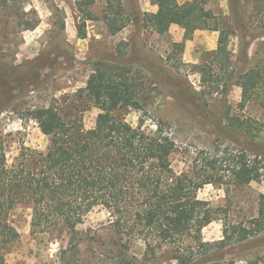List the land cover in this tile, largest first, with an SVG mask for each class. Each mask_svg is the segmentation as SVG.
<instances>
[{
  "label": "trees",
  "instance_id": "16d2710c",
  "mask_svg": "<svg viewBox=\"0 0 264 264\" xmlns=\"http://www.w3.org/2000/svg\"><path fill=\"white\" fill-rule=\"evenodd\" d=\"M12 1H0V36L3 11L11 10ZM122 1L106 2L105 22L112 36L130 24ZM148 1L158 10L147 14L143 24L160 36L168 34L172 26L184 30L185 40L197 31L219 34L217 49L207 54L200 65L191 67L200 76L204 89L200 96L225 98L238 87L241 89L239 110H245L252 102L264 109V52L261 56L256 52L258 58L252 66L249 61L254 41L264 36L251 33V28L242 21V13L234 10L232 19L224 20L197 1L183 5L177 0ZM237 1L241 5L245 0ZM257 1L264 19V0ZM76 5L84 15L77 27L78 38L84 40L91 14L86 10L88 3L82 1ZM243 18L246 19L244 15ZM39 23L38 18H23L18 24L25 32L34 31ZM234 38L241 42L240 54L235 58L242 65L240 69L237 66L234 69L230 60ZM173 47L183 53L185 45ZM145 84L147 81L133 64L121 59L99 61L94 64L86 88L79 92V100H87L101 112L94 129L85 130L79 119L85 110L68 103L63 109L49 107L31 114L42 134L49 138L46 152L22 147L9 164L0 143L2 258L18 238L9 216L19 208L32 211L31 231L36 237L52 234L61 227L69 231L62 264L68 254L80 255L82 244L77 228L96 208L110 214L111 229L117 236L139 239L145 244L139 262L122 242L113 243L116 253L113 252L112 264H237L228 252L264 237V194L259 197L258 217L249 226L225 225L223 239L214 243L204 242L203 230L223 216L226 218L229 212L212 208L198 198L199 191L210 184L245 187L263 180L264 150L259 144L263 141L264 124L232 116V107L226 100L222 121L227 126L203 109L202 114L215 122L222 133L243 138L247 147L229 168L217 159H206L196 164L192 172L178 174L170 163L175 142L165 133L163 123L159 122L156 131L149 132L142 125L135 128L116 117L121 111H144L141 101L146 98ZM12 101L13 97L3 103L0 111H5ZM200 165L204 168H199ZM226 178L229 181L225 182ZM246 264H264V257Z\"/></svg>",
  "mask_w": 264,
  "mask_h": 264
},
{
  "label": "rangeland",
  "instance_id": "374dc122",
  "mask_svg": "<svg viewBox=\"0 0 264 264\" xmlns=\"http://www.w3.org/2000/svg\"><path fill=\"white\" fill-rule=\"evenodd\" d=\"M82 1L88 3L86 10L91 14V20L86 23L84 40L78 38L77 32L84 15L78 11L76 3ZM177 1L181 5L197 1L224 20L232 19L235 10L246 17L242 15V21L251 28V33L264 36V19L257 0H245L241 5L237 0ZM106 2L13 0L9 5L11 10L3 11L0 76L4 80L0 78V108L12 97L13 101L5 111H0V143L4 146L9 164L18 157L22 147L40 152H46L49 148V138L42 134L32 119L31 114L35 110L49 107L59 110L68 103L74 104L80 111L85 110L79 118L85 130L94 129L101 112L91 107L87 100H79V92L86 88L95 63L121 59L141 71L147 81L143 87L146 98L141 101L144 111H121L116 117L135 128L142 125L149 132L156 131L159 122L163 123L165 133L175 142V153L170 163L178 174L192 172L196 164L206 159H217L227 168L233 165L247 147L244 139L222 133L215 122L202 114L203 109L225 126L228 124L222 121L225 100L232 107V116L244 121L250 118L264 124V109L252 102L245 110H239L241 89L238 87L233 88L225 98L200 96L204 90L200 76L194 74L191 67L200 65L207 54L216 50L219 34L197 31L189 40H185L184 30L173 26L168 34L160 36L143 24L145 16L156 13L157 7L148 0H123L130 24L112 36L105 22ZM22 17L24 20L38 18L39 26L34 31L22 32L23 28L18 24ZM263 42L264 38L254 41L249 51L251 66L258 58L256 52L259 56L264 52V46H260ZM181 43L185 45L183 53L173 47ZM240 48V39L234 38L230 45V60L234 69V66L242 68L235 59L240 54ZM35 60L39 62L30 66ZM16 66L18 70L14 69ZM259 145L264 150V134ZM202 167L200 165L199 168ZM263 194L264 178L260 183L245 187L210 184L200 190V200L208 202L212 208L229 212L226 218L223 216L222 220L203 230L204 242L221 241L225 225L249 226L251 220L258 217L259 197ZM9 222L18 238L4 258L0 253V264L63 263V252L68 249L70 240L68 230L61 227L49 235H32V211L26 208L11 212ZM77 232L82 244L80 255L68 254L65 264H112L113 252L116 253L112 245L115 242H122L130 255L142 262L145 252L143 241L117 236L111 229L110 214L103 208H96L88 214ZM228 254L237 264L264 257V237L234 248Z\"/></svg>",
  "mask_w": 264,
  "mask_h": 264
},
{
  "label": "crops",
  "instance_id": "0c3cea01",
  "mask_svg": "<svg viewBox=\"0 0 264 264\" xmlns=\"http://www.w3.org/2000/svg\"><path fill=\"white\" fill-rule=\"evenodd\" d=\"M173 27V26H172ZM172 27L170 29H172ZM169 33V32H168ZM217 49V48H216ZM215 51V50H214Z\"/></svg>",
  "mask_w": 264,
  "mask_h": 264
}]
</instances>
